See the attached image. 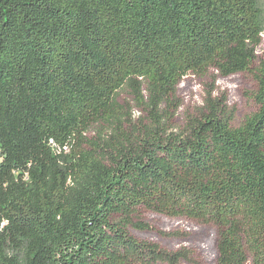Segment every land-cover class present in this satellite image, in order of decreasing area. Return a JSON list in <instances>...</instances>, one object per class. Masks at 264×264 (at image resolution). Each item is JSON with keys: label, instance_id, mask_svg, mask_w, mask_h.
<instances>
[{"label": "trees", "instance_id": "obj_1", "mask_svg": "<svg viewBox=\"0 0 264 264\" xmlns=\"http://www.w3.org/2000/svg\"><path fill=\"white\" fill-rule=\"evenodd\" d=\"M263 31L264 0H0V264L188 262L130 232L141 209L264 264V63L241 125L210 92L173 123L181 79L251 70Z\"/></svg>", "mask_w": 264, "mask_h": 264}, {"label": "rangeland", "instance_id": "obj_2", "mask_svg": "<svg viewBox=\"0 0 264 264\" xmlns=\"http://www.w3.org/2000/svg\"><path fill=\"white\" fill-rule=\"evenodd\" d=\"M257 54L258 59L248 71L227 76L217 75L215 71H208L202 75L187 73L177 86V97L181 104L173 119L175 126L182 128L189 117L197 115L208 92L212 97L224 99V109L230 116V124L234 127L241 125L246 118L255 113L258 109L253 96L257 89L255 73L264 63V31ZM118 99L121 102L132 103L131 95L126 88L120 90ZM139 114L137 109L133 110V117ZM94 133L92 130L88 135L92 136ZM135 221L147 225L144 229L128 226L130 232L139 239L156 242L169 250L188 248L191 251V259L185 264H216L217 232L213 224L186 216H169L148 209H141ZM246 264H251L250 260Z\"/></svg>", "mask_w": 264, "mask_h": 264}]
</instances>
